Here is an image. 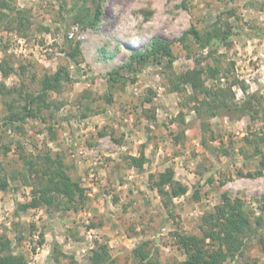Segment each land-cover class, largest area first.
<instances>
[{
	"label": "rangeland",
	"instance_id": "obj_1",
	"mask_svg": "<svg viewBox=\"0 0 264 264\" xmlns=\"http://www.w3.org/2000/svg\"><path fill=\"white\" fill-rule=\"evenodd\" d=\"M227 24L233 37L210 50L204 33ZM190 29L201 40L185 37ZM257 33L264 34V0H0V62L12 67L0 83L14 90L0 93L8 181L0 237L27 264H90L100 247L116 264H138L141 253L173 264L185 259L179 236L202 238L226 196L241 201L250 230L223 264H264V37ZM154 38L170 42L171 55L136 65L131 54ZM61 67L72 81L49 93L51 107L7 128L9 109L23 104L19 92H39L43 76ZM196 68L212 69L203 83L215 99L178 85L175 77ZM116 69L118 81L109 82ZM141 153L142 167L130 166ZM47 155L63 161L83 200L23 210ZM166 170L185 195L158 194L153 183Z\"/></svg>",
	"mask_w": 264,
	"mask_h": 264
},
{
	"label": "trees",
	"instance_id": "obj_2",
	"mask_svg": "<svg viewBox=\"0 0 264 264\" xmlns=\"http://www.w3.org/2000/svg\"><path fill=\"white\" fill-rule=\"evenodd\" d=\"M102 0H98L100 3ZM2 3V2H1ZM3 4V3H2ZM100 9L97 5L94 13L93 24L98 22ZM193 34L198 40L201 36L198 31L190 29L184 34ZM234 32L231 25L227 24L226 29L221 30L215 28L213 32L206 31L204 33V44L213 50L219 44H227L233 37ZM255 36L264 37L263 33H257ZM75 53H68L71 59L75 58ZM171 55V43L161 39L154 38L150 41L148 48L144 52H135L131 54V59L138 66H145L148 62L161 63L163 57ZM12 72V67L7 63L0 62V74L7 77ZM119 70H113L107 76L109 82L118 81ZM209 73L210 77H214L210 68L204 70L202 68L193 69L191 72L175 77L178 85L188 84L192 89L198 90L206 97H212L214 94L211 88H206L203 83V74ZM72 79L68 71L61 67L52 75L43 76L40 84L41 88L37 93H21L19 96L23 98V104L19 110L12 107L4 118V125L7 128L19 127L31 118H37L43 109H48L51 104L48 102L50 92H57L62 84L70 83ZM176 89H179L176 87ZM14 90L6 88L0 83V93L11 94ZM220 92L223 89L219 90ZM212 93V94H211ZM215 99L216 97H212ZM207 99V98H206ZM216 101V100H215ZM213 101L212 103H215ZM207 103V102H203ZM223 104L226 102H222ZM209 104V103H208ZM226 105V104H225ZM144 155L141 153L138 158H130V166L140 169L144 163ZM45 163L40 176L41 181L39 187L34 188L32 200L27 204H23L21 209H48L52 207L58 198H64L67 202L75 201L76 196L79 200H83L84 189L78 182L73 181L66 172V166L63 161L50 156L44 157ZM33 167V165H31ZM4 168L0 163V191L8 187V181L3 175ZM43 178L45 180H43ZM153 187L158 194L166 199L180 197L186 194V187L174 180L172 170H166L160 173L157 180L154 181ZM164 198V199H165ZM224 203L217 207V214L210 215L207 220L210 226L202 238L196 236L182 235L179 236V245L185 259L182 262L173 264H223L229 256H233L242 246L241 237L250 230L249 219L242 210V203L236 199L230 202L226 196H223ZM264 201V199H263ZM208 241V242H207ZM139 250H135L138 254ZM0 264H27L23 255L16 254L11 248V241L6 236L0 237ZM90 264H116L109 255L105 247H100L93 251L90 257ZM138 264H159L152 261L147 255L141 253L140 262Z\"/></svg>",
	"mask_w": 264,
	"mask_h": 264
}]
</instances>
